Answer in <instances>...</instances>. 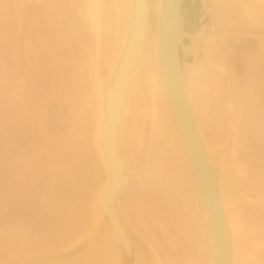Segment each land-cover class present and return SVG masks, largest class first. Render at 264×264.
I'll return each instance as SVG.
<instances>
[{
  "label": "rangeland",
  "instance_id": "1",
  "mask_svg": "<svg viewBox=\"0 0 264 264\" xmlns=\"http://www.w3.org/2000/svg\"><path fill=\"white\" fill-rule=\"evenodd\" d=\"M19 1L0 0V10L5 2L16 12L14 17L5 16V26L0 15V264H21L33 252L66 249L85 235L93 222L92 199L106 176L96 143L106 82L98 64L101 0ZM206 11L195 22L188 19L183 24L182 59L187 66L202 65L207 58L214 62L212 67L205 66L213 68L215 80L208 84L205 77L208 86L202 88V94L207 95L202 99L231 112L235 106L231 71L222 60L230 56V48L214 43L208 54L204 43L196 42V38L201 40L200 31L218 32L219 12L213 0ZM239 14V19H245V14ZM120 46L121 41L116 48ZM113 53L107 77L121 55ZM136 81L126 106L130 114L122 122L120 148L129 171L147 172L143 181H133L130 190L121 195L125 213L154 250L158 264H209L206 221L179 143L175 138L168 141L158 121L154 144L140 145L149 95L145 80L142 93L136 96ZM239 114L236 111L233 118ZM256 117L264 125L258 112ZM225 120L226 116L223 124ZM231 124L226 123L230 132ZM247 142L244 134L235 143L236 153L223 155L231 173L228 176L237 188L244 189L242 183L249 189H244L246 199L240 190L229 209L242 222L240 227L236 221L239 228L236 226L235 233L246 248L242 264H264V233H258L264 231V211L255 206L261 202L254 195L255 190L264 192V186L247 182L264 181V162L239 157L250 150Z\"/></svg>",
  "mask_w": 264,
  "mask_h": 264
},
{
  "label": "water",
  "instance_id": "2",
  "mask_svg": "<svg viewBox=\"0 0 264 264\" xmlns=\"http://www.w3.org/2000/svg\"><path fill=\"white\" fill-rule=\"evenodd\" d=\"M105 1H100L101 24L104 21L103 14L106 7L110 8L111 15L113 13V6L110 5L113 0H107L109 6L105 4ZM143 1L148 21L149 0ZM229 1L233 2L240 13L245 14L246 11L240 9L234 0ZM208 4L209 0H162L157 43L166 84V95L173 107L171 110L173 115L175 113V123L191 169L198 203L206 221L207 244L212 248L209 253V264H230L234 247L233 237L221 189L231 188L234 192H231L232 195L240 189H237L232 180L225 176L209 157V152L199 132L195 113L189 103L181 65L183 24L188 19L195 22L194 19L197 20L201 13L207 12ZM254 16L255 19L264 20L262 13H256ZM103 45V43L99 44V71L103 82L106 81L105 103L108 105L113 92V83L116 82L113 77L116 76V71L125 58V53L121 55L117 63L119 65L111 75L110 82L111 77L108 79L107 75L113 50L111 47L104 50ZM119 116L111 142L108 140L107 131L109 128L108 111L101 125L100 144L105 153V163L102 158L101 160L105 164L103 166L106 176L92 199L93 222L90 230L66 249L33 252L26 256L21 264H65L64 262L71 264L80 261L86 254L89 255L87 264H158L154 250L128 219L121 200V195L130 190L133 181L145 179L147 170L129 171L123 164L117 145ZM98 148L101 150L100 145ZM117 159L122 170V177L119 180L117 177L120 175L116 172L115 164ZM233 196L237 199L235 195Z\"/></svg>",
  "mask_w": 264,
  "mask_h": 264
},
{
  "label": "bare ground",
  "instance_id": "3",
  "mask_svg": "<svg viewBox=\"0 0 264 264\" xmlns=\"http://www.w3.org/2000/svg\"><path fill=\"white\" fill-rule=\"evenodd\" d=\"M234 1H235V4L237 3V5L239 7L240 6H246V7L250 8L253 6V8L255 7V8L259 9V10L256 9L255 11H257V10L260 11V6L255 5V4H257V2H260L261 0H252V2L255 3L254 5L246 4L243 0H234ZM161 2H162V0H149V14H148L149 19H148V21H147V12L145 10V5H144L143 0H113L112 4L110 2V5L113 6L112 15L110 12V8H107L105 6L106 11L104 9V14H103L104 21L101 24V29H99L100 30L99 36L101 39L100 42L104 44L103 46L105 48L113 47L114 43H115V46H114L115 49H114L113 54H115L116 51L117 52L119 51V53L121 52L122 56L125 53V58L122 60V64H120V65L117 64L119 59L121 58V55H120L117 63L115 64V67L113 65L114 69L110 71L111 74H109L110 76H108L110 78L111 75L113 74V72L115 71V69H117V67H118L117 65H119V68L116 71V76L113 77L116 80V82L113 83L114 84V86L112 88L113 92L111 93V97L108 101V105H106V103H105V90L106 89H104V93H103L104 114H103L102 121H100L101 123H99L100 128L98 131L96 143H97L98 147L100 145L102 159L105 162V155H104L105 153H104L103 148L101 147V144H100L101 125L103 124V121L106 118L107 111H108L109 128L107 129V131H108V140L111 142V139H112L114 131H115V123L117 121L118 115H120L119 116V124H118L119 127H118V133H117V136H118L117 145H118L120 157L122 159L123 164L125 165L126 160L124 161L123 154H122L121 148H120V139L122 136V129H121L122 122H123L124 117H126V119H127L128 115L130 114V113L127 114L130 111L129 110L127 111L126 106L128 104L129 98H130V92L133 91L132 88L134 89L135 80L137 79L136 84L139 85V87L134 91V93H135L138 90V93L136 94V96L138 94L142 93V92H140L144 89L142 82L145 83V80H146V83L148 85V87H147L148 88V94L147 95H149L147 102H146V106L148 107L146 110H148L149 114H148L147 120L144 121V125H145L144 128L146 129L144 131L145 133L140 134V136H139L140 145H144L143 148H145L146 142L149 143L150 145L154 144L155 129L158 127V121H159L162 124V129L161 128L160 129L163 131V134L167 137L168 141L171 143V140H172L171 138H173V139L175 138L176 142L179 143L181 151H182L181 154L186 161L185 163L187 164L188 173L190 175V178H191V181L193 184V188H194V183H193L194 181L192 178L191 169H190V166H189V163L187 160V156L184 152L183 143L181 141L180 134L178 132V129H177V126L175 123V119H176L175 113L173 115V113L171 111V110H173L172 109L173 107H172L170 101H168V98L166 95L167 94L166 93L167 91H165V89H166L165 85L166 84H165L163 72L161 69L162 68L161 62L159 60V51H158L157 41H158V31H159V19H160V14H161ZM213 2L216 5H218L219 7H222V5L225 6L227 4L231 5L232 7L234 5L233 2L229 1V0H213ZM105 4L109 6L107 0L105 1ZM234 7H235V5H234ZM151 17L155 18L154 23L153 22L151 23ZM200 35H201L200 41L202 43H204L205 51L208 53L209 48L212 47L214 43H217V41L220 40L224 34L222 32H218V33H214V34L211 32H203ZM120 41L122 43V46H120V49H118L116 47L118 46V43ZM248 41H250V40H248ZM108 44H111V45L108 46ZM121 47H123L122 51H121ZM213 63L214 62H212L210 59L207 58L205 61V64L202 63V65L194 62L193 64L187 66L184 64L183 60L181 62V65H182L184 83H185L186 88H187V93H188L187 95H188L189 103L192 107L193 112L195 113V117H196V120H197V123L199 126V132L201 134V137L204 140V143H205L206 148H207V152H209V157L220 168V170L223 172V174L225 176H227L230 180H232L233 178L231 179L229 177L231 174H230L228 167H225L226 160L222 158L223 157L222 155H220V158L216 157L215 153L212 151L211 146H210L211 140H210L209 133H207V131L203 128L204 126L202 125L201 120H200V119L203 120V118L206 117V112H204V111L202 112V110H201L202 108H200V106H199L201 103V100L203 98L202 92L199 95L200 81L204 82V81H202V80H204L203 74H206L208 84L212 81V79H214L215 71L213 70V68H211V69L205 68V66H208V64L211 66ZM219 65H222V64H219ZM222 66H224V65H222ZM222 68L223 67H220V69H222ZM221 71H223V70H221ZM211 73H214V74H212V77L210 76ZM217 74H220V73H217ZM222 74H223V72H222ZM220 77L221 76H219V79H220ZM98 78H99V76H98ZM111 80H112V77L110 78V82H111ZM100 83L101 82L99 80V84ZM221 85H223V83H221V82L218 83V87ZM203 86H208V85L205 84V82H204ZM207 93L210 94V92H207ZM101 96H102V94H101ZM139 97H141V96H139ZM130 100H131V98H130ZM263 116H264V113H263ZM143 135H145V136H143ZM134 152H136V151H134ZM115 164H116V172H117V174L120 175L117 177V180H119L122 177V170H121L120 162L118 161V159H117V162ZM227 166H228V164H227ZM232 182H233V180H232ZM233 184H234V182H233ZM221 188H222V186H221ZM240 190L242 193H244V189L241 188ZM194 191H195V188H194ZM231 192L234 193L231 190V188L227 189V190H226V188L221 189V196H222L225 211L227 213V219H228L229 227L231 230V234L233 237V246L234 247H233V251H232V257L230 258V264H242L241 261H242L243 256L246 257V251H245L246 248L244 245L239 244V240L237 239V237H235V233L238 229L237 228L238 226L236 224L235 217L231 215V211L229 209V202H228V199L234 198L233 195H235L237 198H239L240 197V194H239L240 191L238 192L236 190L235 194H233V195L231 194ZM195 194H196V191H195ZM248 198H250V197H248ZM252 199H253V197H252ZM255 206H258V205L256 204ZM240 210L242 211V209H240ZM201 217H203V216H201ZM204 229H205L204 232H205L206 237H207L208 233H206V231H207L206 226L204 227ZM211 250H212V248L210 246L209 251L211 252ZM178 253H179V251H178ZM93 254H95V253H93ZM97 256H100V255H97ZM179 256H181V255H179ZM95 257L96 256H94V258ZM88 258H89V255L86 254L85 257H83L80 261H77L76 263L72 262L71 264H87ZM185 258L186 257H184V259ZM231 259H232V262H231ZM110 260L108 262H110ZM179 260H180V258H179ZM179 262H178V264H179ZM184 262L186 263L185 260H184ZM64 263L66 264V262H64Z\"/></svg>",
  "mask_w": 264,
  "mask_h": 264
},
{
  "label": "crops",
  "instance_id": "4",
  "mask_svg": "<svg viewBox=\"0 0 264 264\" xmlns=\"http://www.w3.org/2000/svg\"><path fill=\"white\" fill-rule=\"evenodd\" d=\"M246 4L254 5V2ZM255 5L260 6V11L253 6L250 8L240 6V9L247 11L243 16L245 19H239L237 15L240 12L234 5L232 7L227 4L219 7L215 4L219 12L217 16L219 26L216 29L224 34L217 43H224L227 48H230V56L222 60L227 63L231 71V95L234 102L245 111L249 110L251 105L258 103L260 93L264 90V75L261 74L264 71V20L255 19L254 16L256 13L264 14V0ZM256 9L258 10L255 11ZM196 40L202 43L200 39L196 38ZM240 69H243V72ZM238 71L240 73H237ZM203 76L205 79L206 74ZM203 85L204 82L200 81L199 95L203 92ZM259 102L258 118L264 121V94H261Z\"/></svg>",
  "mask_w": 264,
  "mask_h": 264
},
{
  "label": "flooded vegetation",
  "instance_id": "5",
  "mask_svg": "<svg viewBox=\"0 0 264 264\" xmlns=\"http://www.w3.org/2000/svg\"><path fill=\"white\" fill-rule=\"evenodd\" d=\"M21 1L22 0L19 1L20 4H21ZM4 4H5V2H4ZM4 4H2L1 10H0L1 11L0 15L2 16V20H3L4 26H5L6 23H8L5 16L8 14L9 16L11 15L14 17V16H16V14H15L16 12H15V9L13 10L11 6L6 7V4L5 5ZM13 20H14L15 25H17L16 19L14 18ZM261 74L264 75V71L261 72ZM221 83H222V81H221ZM203 88H204V86H203ZM217 89L220 90V87H218V84H217ZM208 92H210V94L212 93L211 90H208ZM230 93H231V91H230ZM261 93L264 94V90ZM261 93H260V96L258 98V103L256 105H251L250 109L247 111H245L243 108H240V106H238V104H236L235 102H234L235 103L234 109L231 112H229L230 110L228 109V107L225 108V106H223V105L216 107L215 105L213 106L210 103L207 104V101L204 100L205 101L204 102L203 99L201 100V103L199 106H200V108H202L201 109L202 112L203 111L206 112V117L203 118V120L202 119H200V120H201L202 125L204 126L203 128H206L205 130L207 131V133H209L210 140H211L210 146H211L212 151L215 153L216 157L220 158V155L223 156L224 153H227V152L229 153L230 151L236 153L235 143H237V144L240 143L241 137L245 134L246 138L248 140L247 143H248V145H250V150L248 152L239 153V157H241V158L242 157H244V158L248 157L250 159H253L256 163L264 162V125L263 124L259 125L257 117H256L257 112H258L259 103H260L259 100L261 99ZM210 94H208V95L210 96ZM204 95L206 96L207 94H204ZM236 111H240V114H239V118L236 117V119H235V118H233V113H235ZM249 113H250V117H248ZM225 116H226V120H225V124H223L222 118L224 119ZM228 121L230 122V124L232 121L236 122V125H234V126H233V124L230 125V127H233L231 132L226 129V123H228ZM236 128H237V130H236ZM242 132H243V135H242ZM236 133H237V135H236ZM231 139H232V142H231L232 145L230 143V146H227L226 143L228 141H230ZM251 148H252V150H251ZM233 150H235V151H233ZM222 158L224 159V156ZM62 168L65 169V172L68 171L67 166H62ZM239 179H237L238 182L241 181L242 178L240 180ZM247 182H252L254 184L264 186V181H256L253 179V180H249V181L247 180ZM240 184L243 186L244 189L249 190L242 183H240ZM254 192H255L254 195L256 196L255 198H258L257 202H261V204L257 203L258 208H260V210L264 211V197L258 196V195L264 196V192L261 190H255ZM244 193L246 194V192H244ZM248 196H251V195L248 194ZM242 199H246V195H243ZM230 201H231V199H228V202H230ZM242 212L244 213L243 209H242ZM233 213L234 212H231V215L234 216L235 220H236V216ZM237 223H239L240 227L242 226L241 225L242 222L237 221ZM258 231H259L258 233H261V232L264 233V231H261V229Z\"/></svg>",
  "mask_w": 264,
  "mask_h": 264
}]
</instances>
